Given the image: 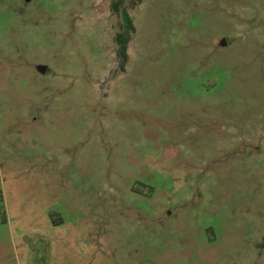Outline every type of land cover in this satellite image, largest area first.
I'll list each match as a JSON object with an SVG mask.
<instances>
[{
	"label": "rangeland",
	"instance_id": "1",
	"mask_svg": "<svg viewBox=\"0 0 264 264\" xmlns=\"http://www.w3.org/2000/svg\"><path fill=\"white\" fill-rule=\"evenodd\" d=\"M111 5L0 0V264H264V0Z\"/></svg>",
	"mask_w": 264,
	"mask_h": 264
},
{
	"label": "trees",
	"instance_id": "2",
	"mask_svg": "<svg viewBox=\"0 0 264 264\" xmlns=\"http://www.w3.org/2000/svg\"><path fill=\"white\" fill-rule=\"evenodd\" d=\"M143 0H133L134 5H138ZM112 11L121 17L119 30L116 34L115 40L118 44L119 54L122 58L121 67L125 69L126 63L129 59V44L136 32L134 20L126 6V0H112Z\"/></svg>",
	"mask_w": 264,
	"mask_h": 264
},
{
	"label": "water",
	"instance_id": "3",
	"mask_svg": "<svg viewBox=\"0 0 264 264\" xmlns=\"http://www.w3.org/2000/svg\"><path fill=\"white\" fill-rule=\"evenodd\" d=\"M46 69H47V66H46V65H42V66L39 67V70H40L41 72H45Z\"/></svg>",
	"mask_w": 264,
	"mask_h": 264
}]
</instances>
